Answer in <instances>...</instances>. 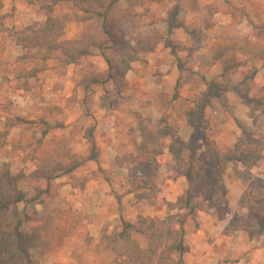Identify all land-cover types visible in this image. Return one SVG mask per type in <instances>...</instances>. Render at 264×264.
Listing matches in <instances>:
<instances>
[{
  "label": "rangeland",
  "instance_id": "obj_1",
  "mask_svg": "<svg viewBox=\"0 0 264 264\" xmlns=\"http://www.w3.org/2000/svg\"><path fill=\"white\" fill-rule=\"evenodd\" d=\"M196 2L191 10L188 0H162L124 20L118 76L86 89L81 68L105 71L103 58L93 54L65 75L36 71L41 61L10 32L45 16L27 0H0V228L35 233L34 264H120L97 249L103 234L146 218L166 221V241L179 213L189 214L183 264H264V56L245 47L252 41L264 53V31L254 37L264 0ZM53 15L66 20V39L79 36L78 10L62 4ZM217 39L237 43L231 73L211 57ZM214 81L219 97L210 99ZM64 149L78 168L33 177L71 163ZM187 192L191 213L176 207Z\"/></svg>",
  "mask_w": 264,
  "mask_h": 264
},
{
  "label": "trees",
  "instance_id": "obj_2",
  "mask_svg": "<svg viewBox=\"0 0 264 264\" xmlns=\"http://www.w3.org/2000/svg\"><path fill=\"white\" fill-rule=\"evenodd\" d=\"M27 1L38 6L45 20L12 30L10 36L21 49L35 52L34 56L41 61L36 71L53 69L58 74L65 75L67 66L79 65L83 59L93 54L101 56L108 66L107 70L99 72L92 63H88L80 70V84L86 89L105 86L118 76L119 67L114 63L113 55L125 41L121 23L124 20H139L150 12L153 4L162 2V0ZM62 4H70L81 14L82 31L75 38H65L66 20L53 15L55 8ZM188 6L191 10L198 9L196 0H188ZM226 6L227 13H233L238 22H241L243 17L238 13V8L229 3H226ZM263 31L264 25L261 30L254 32V37L262 39ZM236 46V42L225 39H217L211 46V57L221 63L223 73H231L239 67V62L234 58ZM245 47L252 56L263 58V48L257 47L254 42L246 41ZM214 88L220 89L215 81L209 83L207 96L210 99L219 97L217 92H212ZM92 136L91 130L89 138L92 139ZM193 145L192 141L191 146ZM190 150L191 155L187 164L189 168L195 157L192 147ZM59 152L63 158L72 159L69 150ZM79 166L80 163L74 159L69 164L58 161L52 170L39 171L34 173L33 177L52 180L56 178L55 173L70 174ZM189 175L190 171L186 173L187 177ZM23 200L24 197L21 196L17 202ZM176 207L179 211L188 210L189 213L193 211L190 192L178 199ZM188 215L179 213L176 217L170 218L175 219L179 228L174 230L166 241L163 239L166 221L158 222L146 218H140L135 224L123 221L114 231L102 235L97 249L101 253L114 255L120 264H183V256L189 250L184 240V227ZM26 220H32L37 224V219L32 214H29ZM1 229L3 228H0V257L3 263L0 261V264H34L29 248L35 233L27 235L19 232L11 235ZM136 236L144 240L147 246H142Z\"/></svg>",
  "mask_w": 264,
  "mask_h": 264
}]
</instances>
